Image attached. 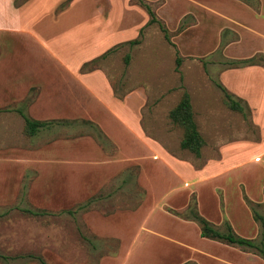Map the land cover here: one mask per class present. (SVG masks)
I'll list each match as a JSON object with an SVG mask.
<instances>
[{
  "label": "rangeland",
  "instance_id": "rangeland-1",
  "mask_svg": "<svg viewBox=\"0 0 264 264\" xmlns=\"http://www.w3.org/2000/svg\"><path fill=\"white\" fill-rule=\"evenodd\" d=\"M23 1L0 0V253L10 257L0 264H39L19 257L27 253L48 264H264L256 251L201 237L194 220L177 215L194 202L215 227L229 222L243 237L259 236L253 211L264 216V84L245 78L238 85L251 99L244 113L230 109L217 86V70L234 54L252 53L246 43L236 47L237 23L192 0H33L13 9ZM238 1L259 11L253 0ZM143 4L156 22L147 24ZM41 61L82 63L81 72L104 74L115 97L142 95L144 137L158 150L128 144L124 162L106 164L115 146L95 127L84 97L75 102L70 93L50 105L73 106L77 117L27 135L18 110L41 120L47 107L41 92L52 76L34 69ZM100 84L94 97L105 99ZM183 90L205 140L198 157L180 148L182 129L168 116ZM134 100L124 103L129 117ZM78 137L91 140L82 147L103 148V168L45 152L55 140Z\"/></svg>",
  "mask_w": 264,
  "mask_h": 264
},
{
  "label": "crops",
  "instance_id": "crops-1",
  "mask_svg": "<svg viewBox=\"0 0 264 264\" xmlns=\"http://www.w3.org/2000/svg\"><path fill=\"white\" fill-rule=\"evenodd\" d=\"M12 1L13 0H11V3ZM30 1L33 0H24L23 3H21L23 5L20 4L21 6L19 5L17 7L14 5L13 9L19 11L26 5V3ZM192 1L200 4H212L215 8L209 9L216 15V18L221 19V17H224V20L227 18L229 20L235 21L239 31V39L234 42L236 47L237 45L246 43V45L249 46L248 52L252 51L251 56L255 55L256 53H261V55L264 57V0H256V2L253 0L254 3L258 4L257 8L259 11L251 7L248 3L238 0ZM18 32H28L32 34V29L31 27L29 29L20 27V29L18 28ZM233 58L242 59L247 57L241 54H234ZM81 65L82 63H78L74 66V64L62 62L51 65L48 63L45 64L41 61L40 66L34 68L39 70L41 73V69H45L46 71L44 73L47 74L48 72V74L52 76V79L47 78L46 83L48 85L41 92V99H44L47 102V107L41 110V120L53 121L52 119H59V117H77L78 111L74 113V110H72L74 109L72 108L73 106L67 107L68 110L64 112V109L59 108L58 106L56 107L50 105V101L59 99V92L60 94L70 93L72 100L75 102H79L82 95V97H84L82 100H85L87 106L92 109L90 110L89 116L94 118L92 121L95 123V127L97 130L98 127L99 129L101 128L102 131L105 132L107 138L111 140V143H113V146L116 148V155L113 157L111 156L106 164L112 167L115 165L119 166V164L124 162L126 159V150L128 144H130L132 148H135V150L138 148L143 149L144 143L149 145L153 150H158V147H156L153 141H149L144 137L139 118V110L143 104L142 95L137 96L138 94L135 92V94L130 93L125 95L123 98H117L113 93L109 81L101 71L93 70L91 72L83 73L80 70ZM217 74L219 83L225 86L235 97L243 99L248 104V106L252 107L251 99L238 89V85H243L242 83L244 82L245 78L259 81L260 84H264V64L227 67L221 69L220 71L217 70ZM97 79L101 80V84ZM234 79L236 81H240V83H235ZM7 83H10V81ZM98 84L103 86L101 93L105 95V99L103 96H101V94L98 98L96 96V98L94 97V95L97 94V92L95 93V88ZM138 97H140V104H138L137 101ZM129 99H135L134 103H132L135 105L130 117L128 116V110L126 111V105H124V103H126V101ZM93 101L95 104L99 105H94ZM21 111L27 116L31 117L24 110H18L20 114ZM121 113L124 114L122 115ZM54 122L40 128L36 135L43 132L44 130L56 128L58 125H54ZM103 138L105 140L107 139L104 135ZM86 143L91 144V140L89 138L83 137H78L74 142H71V140L58 139L55 140L54 143H51L52 146L47 148L45 152H48L49 157L52 155L58 156L59 154H62L67 157L70 155L73 157H78L83 161L84 159H89L91 160V163L95 165L96 171H98L100 170L98 168L104 167V150L101 148V146L99 147L96 144H94V146L92 144L88 149L82 147V145ZM45 152L43 153L45 154Z\"/></svg>",
  "mask_w": 264,
  "mask_h": 264
},
{
  "label": "trees",
  "instance_id": "trees-1",
  "mask_svg": "<svg viewBox=\"0 0 264 264\" xmlns=\"http://www.w3.org/2000/svg\"><path fill=\"white\" fill-rule=\"evenodd\" d=\"M143 5L145 6L147 12L150 15L147 24L156 22L157 19L154 16V13L150 9V7L146 4ZM160 27L164 33L165 39L170 42L166 28H164V26L162 25H160ZM142 31L143 30L141 28L139 32L140 35H142ZM138 42H140V38L130 40L128 43L136 44ZM109 51L110 50H108V52ZM108 52L102 54L101 58H104ZM128 58L129 55H127L125 58L126 62L128 61ZM96 60H98V58H94L91 61L94 62ZM88 64L89 63L83 64V67L87 66ZM177 64H179L178 58ZM253 64H264V57L262 56V59L260 61H256V57L253 55L248 58L233 59L228 62L229 67H241ZM217 86L223 93L224 103L230 109L234 111H239L241 113H244L245 109H248L250 112L248 104L243 99L235 97L221 83H217ZM21 116L24 121V132L29 136L35 135L40 130V128L45 127L54 122L48 120L34 119L32 117L27 116L22 111ZM168 116L173 124H176L182 129V136L179 143L180 148L190 151L197 157L200 156L202 148L205 145V140L196 122L195 112L191 103L190 94L187 90H183L180 99L169 111ZM25 211L32 215H41L46 213L44 210L26 209ZM67 212L71 214L74 213V211L70 209H68ZM177 215L184 219L194 220L199 227V234L201 237L220 241L232 246H238L244 249L254 250L264 261V216L258 213L256 210L253 211V218L261 223V229L259 231V236L255 239L246 238L237 234L233 230L229 222H226V228L224 230L215 227L207 218H205L199 213L194 202L192 204H188L187 209L183 213H177ZM19 257H27L32 260H36L39 264H48L42 256L34 253H27ZM0 258L4 261H7L10 257L0 253Z\"/></svg>",
  "mask_w": 264,
  "mask_h": 264
}]
</instances>
